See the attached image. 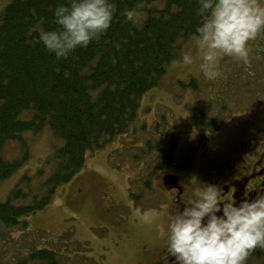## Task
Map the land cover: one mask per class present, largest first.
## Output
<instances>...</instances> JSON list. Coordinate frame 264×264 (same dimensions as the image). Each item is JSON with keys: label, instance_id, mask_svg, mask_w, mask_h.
Returning a JSON list of instances; mask_svg holds the SVG:
<instances>
[{"label": "rangeland", "instance_id": "rangeland-1", "mask_svg": "<svg viewBox=\"0 0 264 264\" xmlns=\"http://www.w3.org/2000/svg\"><path fill=\"white\" fill-rule=\"evenodd\" d=\"M10 1L0 0V11ZM226 3L232 5L221 15ZM221 5L210 25L183 42L180 57L165 64L158 85L142 93L126 131L88 151L82 167L45 207L20 217L14 227L0 223L1 264H16L39 249L53 251L58 264H153L173 228L180 232L178 240L192 231L190 216L177 215L165 186L180 183L182 198L200 194L220 155L241 153L245 162L255 158L264 143L258 137L264 134V0H222ZM199 109L217 118L219 127L196 124ZM30 114L23 111L20 117ZM23 135L25 148L12 140L3 147L6 160L24 150L27 158L0 182V201L23 175L38 183V168L48 173L45 162L60 144L47 126ZM165 151L170 163L162 157ZM166 173L175 174V181L164 182ZM262 220L264 215L257 222ZM242 232L211 241L197 251L196 262L216 259ZM193 242L189 238L181 245Z\"/></svg>", "mask_w": 264, "mask_h": 264}, {"label": "trees", "instance_id": "trees-1", "mask_svg": "<svg viewBox=\"0 0 264 264\" xmlns=\"http://www.w3.org/2000/svg\"><path fill=\"white\" fill-rule=\"evenodd\" d=\"M221 3L11 0L0 11V182L27 158L24 150L18 158L4 159L7 141L25 148L23 134L44 126L60 140L45 162L48 173L38 168L41 179L34 185L32 176L23 175L0 201L2 225L14 227L20 217L45 207L58 186L82 167L88 151L126 131L139 97L158 85L165 64L180 57L183 42L213 22ZM231 5L222 4L220 14ZM23 111H31L30 116L20 117ZM197 112L196 124L219 127L217 118H207L208 110ZM168 155H162L166 163L171 162ZM28 260L58 264L47 249L16 264ZM204 264H264V222Z\"/></svg>", "mask_w": 264, "mask_h": 264}, {"label": "flooded vegetation", "instance_id": "flooded-vegetation-1", "mask_svg": "<svg viewBox=\"0 0 264 264\" xmlns=\"http://www.w3.org/2000/svg\"><path fill=\"white\" fill-rule=\"evenodd\" d=\"M260 129V133L264 132ZM258 137L264 139V134ZM257 149L249 162L241 153L220 155L210 165L209 184L200 194L188 193L182 198L184 187L180 183L165 186L173 194L177 215L185 212L190 216L192 231L182 234L186 239L178 240L180 232L173 228L153 264H195L199 259L197 251L201 252L211 241L244 232L260 221L264 215V143ZM189 238L194 242L181 245Z\"/></svg>", "mask_w": 264, "mask_h": 264}, {"label": "water", "instance_id": "water-1", "mask_svg": "<svg viewBox=\"0 0 264 264\" xmlns=\"http://www.w3.org/2000/svg\"><path fill=\"white\" fill-rule=\"evenodd\" d=\"M175 177L174 176H172V175H164L163 176V181L164 182H169V183H171V182H173V181H175Z\"/></svg>", "mask_w": 264, "mask_h": 264}]
</instances>
